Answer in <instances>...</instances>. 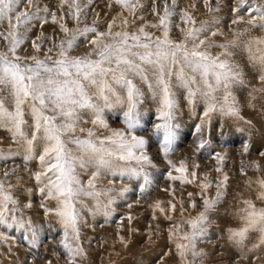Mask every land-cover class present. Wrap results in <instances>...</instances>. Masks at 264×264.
Returning a JSON list of instances; mask_svg holds the SVG:
<instances>
[{
  "label": "snow or ice",
  "instance_id": "obj_1",
  "mask_svg": "<svg viewBox=\"0 0 264 264\" xmlns=\"http://www.w3.org/2000/svg\"><path fill=\"white\" fill-rule=\"evenodd\" d=\"M113 2L135 19H143L135 15L143 8L140 0ZM204 2L210 13L219 11L218 4L211 8L210 0ZM21 3L22 0H0V25L7 24L0 36L8 44L7 51L0 52V128L11 133V139L21 146L25 161L38 159L41 170L34 174L38 190L45 199L56 202L55 207L50 208L44 203L41 207L46 214L58 218L63 230L60 244L69 264H76L77 257L85 255L80 245L82 212L87 209L92 214L103 212L106 217L110 216L117 198H124L128 191L127 187L118 192L113 187H105L101 184L102 178L142 179L141 192L152 183L148 169L154 165L147 151L148 140L137 135L144 128L141 106L145 102V92L136 83L137 79L146 85L151 99L157 104L159 123L153 126V132L157 136L162 133L160 151L167 159L174 151V120L179 107L173 78L179 87L186 89L189 104L195 103L197 98L203 100L205 118L219 112L222 116L241 119L234 88L246 84L245 74L232 59L235 53L231 50L239 47V40L233 38L216 43L212 38L224 34L220 28L213 27L220 23L219 18H214L211 24L208 20L197 24L186 9L180 13L182 23L186 25L181 28L183 38L172 39L171 17L176 14L177 0H172L171 8L165 0L158 24L142 25L135 31L128 30L130 22L122 13L118 14L120 24L117 25V18H113L105 31H99L95 21L81 27L82 14L86 17L93 0L86 3L60 0L59 7L66 8V11L59 17L47 5L42 6L40 0H26L23 10H20ZM241 8L247 12V23L251 28L264 32V0H239L233 11L239 12ZM152 12H156L154 4ZM65 16L75 21V28L69 29L63 23ZM49 18L67 36L58 45L54 44L56 58L47 54L53 51L52 48L40 58L38 53L42 42L36 40L32 41L34 54L20 55L18 50L29 39L28 32L35 26L33 22H40L42 27ZM243 19V16H237L231 23L237 24ZM148 26L160 29L162 34L155 36L146 31ZM114 27L118 30H113ZM21 28L24 31H20ZM42 37L41 33L37 39L42 41ZM79 42L90 44L91 51L85 55H72ZM213 48L221 51L213 54ZM243 48L248 61L258 69L259 80L264 83V36L249 38ZM255 91H264V88L253 89ZM9 97L11 107L6 104ZM116 107L122 111L123 128H112L107 122L106 112ZM26 114L32 118L31 135L26 131ZM89 122L91 127L81 126ZM99 130L106 134H98ZM197 130H200L199 126ZM77 132L86 135L80 136ZM38 142H42L39 155L36 153ZM199 147L203 148L204 143L201 142ZM10 154L11 150L6 154L0 149V159H8ZM168 163L179 173L173 175L169 171L168 179L178 180L181 184L193 183L197 179V173L194 170L189 172L185 161L179 166L171 160ZM217 171L221 169L217 168ZM82 175H88L87 181L82 180ZM227 180L228 176L224 174L216 184L215 197H209L206 193L212 184L205 176L199 185L204 210L195 217L182 218L170 227L169 240L180 258L179 264H196V260L205 255L203 250H197V244L207 235L208 214L223 199ZM108 183L111 185L113 181ZM255 183L259 188L256 198L264 203V178ZM10 187L6 188L5 182L0 180V225L26 229L35 243L38 228L22 214L16 215L20 201ZM86 199L94 201L93 208H88ZM242 203V225L229 229V238L242 244L248 234L255 231L260 234V243L264 244V206L257 207L250 199ZM25 206L31 207V202ZM195 206V201H191V207ZM156 207L160 208L159 202ZM170 207L174 211L176 205L170 203ZM160 211L165 210L160 208ZM183 211L182 208V217ZM166 218L172 219L171 216ZM182 225H187L190 230L181 232Z\"/></svg>",
  "mask_w": 264,
  "mask_h": 264
},
{
  "label": "rangeland",
  "instance_id": "obj_2",
  "mask_svg": "<svg viewBox=\"0 0 264 264\" xmlns=\"http://www.w3.org/2000/svg\"><path fill=\"white\" fill-rule=\"evenodd\" d=\"M86 3L87 0H80ZM143 8L136 12L135 19L123 10L113 0H93L87 10L86 17L83 16L84 24L92 25L96 22L99 31L107 30L109 22L116 19L120 24L118 14L122 13L129 20V31H135L142 25L158 24L160 16L163 15L165 0H140ZM40 4L47 5L56 12L59 17L66 11L59 7L60 0H40ZM153 4L156 12H152ZM219 11L209 12V7L204 0H177L176 14L171 17L172 28L170 37L174 40L183 38L181 28L186 25L180 19L181 10H187L196 20L211 21L219 18L220 23L214 25L220 28L223 35H217L212 39L216 43H225L233 38H238L239 47L231 49L235 55L232 59L241 66L244 71L246 84L234 88V94L239 105L241 119L232 116H222L214 112L209 118L203 113L205 105L202 99L197 98L195 103L189 104L186 89L179 87L173 78L174 92L178 101V109L174 124L176 125L174 151L169 153L166 159L160 151V140L162 133L157 136L153 132V126L159 121L156 119L157 104L151 99V95L145 84L137 79L136 83L145 92L146 110L142 117L144 128L137 132V135L144 136L148 140V154L152 157L154 167L149 168L152 183L145 192L140 191L142 179L135 177H111L102 178L101 184L105 187H113L116 192L127 187L124 198H117L113 205L110 216L98 212V218L94 223L87 222V209L82 212L83 221L80 225V245L85 255L77 257L76 264H179L180 258L176 254L174 245L169 240V229L182 218L195 217L204 210L201 198L200 183L207 176L212 187L207 190V196L215 197L216 184L227 174V187L224 196L215 209L209 212V220L206 225L207 235L197 244V250H203L205 255L196 260V264H264V244L260 243L258 232H250L242 244L229 238V229L239 228L242 225L240 209L244 207V200H252L257 207L264 206L257 200L259 192L258 179L264 178V91L253 89L264 88V83L259 80L258 69L248 61L247 53L244 51V44L253 36H264V32L251 28L247 23L249 18L244 8L239 12L233 9L239 4V0H210V7ZM168 7H172V0H167ZM193 5L195 7H193ZM26 6V0H22L20 10ZM237 16H243V21L232 24ZM135 20L134 23L132 21ZM34 27L28 32L29 39L18 50L20 55H32L34 49L32 41L42 42L41 51L38 53L43 58L49 48H52L51 55L56 58L57 49L54 44L67 39L64 32L60 31L58 24L50 21L43 24L33 22ZM63 23L69 29L76 27L73 19L65 16ZM176 25H179L177 27ZM7 24L0 25V32H5ZM248 29V31H245ZM113 30H118L114 27ZM146 31L160 36L161 30L150 26ZM20 31H24L23 28ZM43 34L42 41L37 37ZM236 34H239L238 37ZM70 35V33H69ZM81 41L83 38L81 37ZM7 41L0 36V52L7 51ZM91 51V45L79 42V46L73 48L72 55H85ZM215 54L221 51L219 48L211 49ZM6 104L11 107L12 100L9 97ZM145 110V111H146ZM143 114V113H142ZM107 122L112 128H123L122 111L119 107L106 112ZM27 120L26 131L31 135L32 118L25 116ZM85 119H88L85 116ZM250 122V123H248ZM84 128L91 127V123L82 124ZM200 128L198 131L197 128ZM83 136L86 133H76ZM98 134H106L99 130ZM203 142L204 147L199 144ZM0 149L6 154L11 150L10 158L0 159V180L9 185L14 197L20 203L16 206L19 211L16 215H23L30 219L38 228L37 239L33 243L31 233L26 229L13 226L6 228L0 225V264H69L67 254L60 244L63 230L54 214H46L41 204L48 207H55L54 200L45 199L39 192L34 174L41 170L38 159L25 161L22 155V148L11 139V133L0 128ZM42 151V142H38L36 153ZM21 154H16V153ZM219 154V156H217ZM168 160L179 166L185 161L189 172L195 171L197 179L193 183L181 184L178 180L168 179V172L179 175L169 165ZM217 168L221 171L218 172ZM7 173V175H5ZM82 180L87 181L85 176ZM109 180L113 184L109 185ZM249 181L252 183L250 184ZM30 190V191H29ZM192 193L191 196L188 194ZM116 193L114 192L113 195ZM31 202V207H26ZM191 201L196 206L191 207ZM88 208H93L94 201L86 199ZM159 202L162 213L156 205ZM175 204L173 211L170 207ZM131 205V207H129ZM183 208V217L181 209ZM86 211V212H85ZM166 216H171L169 220ZM187 225L180 227L181 232L189 231ZM192 259L191 256L188 257Z\"/></svg>",
  "mask_w": 264,
  "mask_h": 264
},
{
  "label": "crops",
  "instance_id": "obj_3",
  "mask_svg": "<svg viewBox=\"0 0 264 264\" xmlns=\"http://www.w3.org/2000/svg\"><path fill=\"white\" fill-rule=\"evenodd\" d=\"M145 110H146V108H145V106H144V107H143V110H142V113H143L142 117L144 116V112H147V111H150V112H151V111H152L151 109H150V110L148 109V110H146V111H145ZM142 119H143V118H142ZM89 174H90V173H89ZM82 176H85V178L88 179V175H82ZM106 177H107V176H106ZM85 212H86V211H85ZM86 216H87V217H86L87 222H90V223L92 224V223H94V222L96 221V219L94 220V218H96V217L98 218L99 215H98V212H95L94 214H92V213L89 212V213H86Z\"/></svg>",
  "mask_w": 264,
  "mask_h": 264
}]
</instances>
